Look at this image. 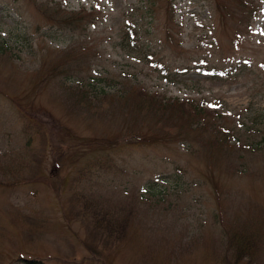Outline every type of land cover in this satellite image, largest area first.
<instances>
[{
	"label": "rangeland",
	"instance_id": "374dc122",
	"mask_svg": "<svg viewBox=\"0 0 264 264\" xmlns=\"http://www.w3.org/2000/svg\"><path fill=\"white\" fill-rule=\"evenodd\" d=\"M236 227L264 264V0H0V264H232Z\"/></svg>",
	"mask_w": 264,
	"mask_h": 264
},
{
	"label": "trees",
	"instance_id": "16d2710c",
	"mask_svg": "<svg viewBox=\"0 0 264 264\" xmlns=\"http://www.w3.org/2000/svg\"><path fill=\"white\" fill-rule=\"evenodd\" d=\"M218 12V9H216ZM82 20H84V17H82V13L75 12L71 13L68 15L67 23L69 26L72 24L75 25V23H79ZM72 27V26H71ZM77 88H80L78 86L73 87L75 89V92L77 91V94L82 95L83 97H86V92L83 90H79ZM145 97V96H144ZM87 98V97H86ZM151 104V103H149ZM162 108H172L176 111H181V109H184V105L182 103H178L176 100L175 102H168L165 105H161ZM33 125H36V128H40V125H37L33 122L31 117L25 118V123H24V129L23 133H26L28 128L32 127ZM37 131V129H36ZM165 136H167L165 134ZM29 140V139H28ZM116 143L111 142L110 145H114ZM38 178H43L41 175ZM74 199V195L73 198ZM84 206L86 205L85 202H83ZM105 210V209H104ZM103 210V208H92L91 213L93 214L92 219L93 222H96L97 225L101 226L103 222L106 223V221L103 218H100V216L106 217L108 214ZM103 211V212H102ZM108 220V219H107ZM115 223L119 227L118 220L115 219ZM107 224V223H106ZM116 226V225H115ZM95 229H99L94 226ZM231 231L227 232L226 234V250L227 252H231L232 255V264H251L253 262V255H254V246H255V239L256 237H259L258 235L255 234V232H248L247 229H241V228H230ZM247 260V261H246Z\"/></svg>",
	"mask_w": 264,
	"mask_h": 264
}]
</instances>
